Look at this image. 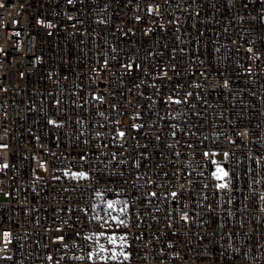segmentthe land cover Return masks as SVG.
Here are the masks:
<instances>
[{
  "label": "built area",
  "instance_id": "2783aa9c",
  "mask_svg": "<svg viewBox=\"0 0 264 264\" xmlns=\"http://www.w3.org/2000/svg\"><path fill=\"white\" fill-rule=\"evenodd\" d=\"M0 264H264V0H0Z\"/></svg>",
  "mask_w": 264,
  "mask_h": 264
},
{
  "label": "snow or ice",
  "instance_id": "6c2138e0",
  "mask_svg": "<svg viewBox=\"0 0 264 264\" xmlns=\"http://www.w3.org/2000/svg\"><path fill=\"white\" fill-rule=\"evenodd\" d=\"M50 123H54V121H50ZM120 135L123 136L124 133H120ZM74 175L84 176L85 174L84 173H79V174H74ZM213 175L217 179L223 180V179H225L228 176V173L226 171H224L222 168L217 167V170H216L215 173H213ZM218 187H220V188H226L227 187V184H220V185H218ZM172 195L175 196L176 193H172ZM108 208L109 209L113 208V204L111 202L108 203ZM121 211H124V209H121ZM120 223H123V221H120ZM119 240L121 242H123L125 240V238L124 237H120ZM108 243L114 246L111 249V256H110V258L112 260H117L119 256H123V258L125 260L128 258L127 257V254L122 250L123 247H124V244L123 243L120 244L121 251L119 253H117L116 248H115V245L117 244V237H115V236L108 237ZM100 251L101 252L105 251V249L103 248V246H101Z\"/></svg>",
  "mask_w": 264,
  "mask_h": 264
}]
</instances>
